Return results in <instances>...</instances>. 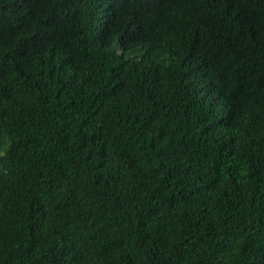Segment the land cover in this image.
<instances>
[{
	"label": "trees",
	"instance_id": "obj_1",
	"mask_svg": "<svg viewBox=\"0 0 264 264\" xmlns=\"http://www.w3.org/2000/svg\"><path fill=\"white\" fill-rule=\"evenodd\" d=\"M0 264H264V0H0Z\"/></svg>",
	"mask_w": 264,
	"mask_h": 264
}]
</instances>
